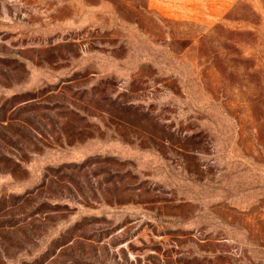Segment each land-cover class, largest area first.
Returning <instances> with one entry per match:
<instances>
[{
    "label": "rangeland",
    "instance_id": "1",
    "mask_svg": "<svg viewBox=\"0 0 264 264\" xmlns=\"http://www.w3.org/2000/svg\"><path fill=\"white\" fill-rule=\"evenodd\" d=\"M0 264H264V0H0Z\"/></svg>",
    "mask_w": 264,
    "mask_h": 264
}]
</instances>
